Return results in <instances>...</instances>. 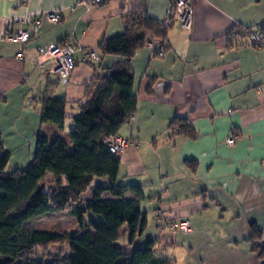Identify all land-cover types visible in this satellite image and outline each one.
<instances>
[{
	"label": "crops",
	"instance_id": "0c3cea01",
	"mask_svg": "<svg viewBox=\"0 0 264 264\" xmlns=\"http://www.w3.org/2000/svg\"><path fill=\"white\" fill-rule=\"evenodd\" d=\"M88 1L0 0V34L24 27L19 20L27 15L61 14L25 44L0 42V136L8 153L35 151L39 134L67 136L87 88L119 59L103 55L100 43L124 32L128 13L161 22L167 10V0ZM190 4V26L170 25L163 57L145 45L130 62L136 108L116 133L130 142L118 156L116 183L139 185L144 194L146 226L133 246L154 240L155 255L173 264H264L247 241L254 222L264 245V48L243 44L244 29H264V0ZM63 39L81 49L62 79L38 66L36 55ZM89 49L99 62L84 59ZM50 97L66 102L61 131L41 122V101ZM173 120H184L190 134L174 132ZM231 132L238 137L229 146ZM183 219L188 234L175 226ZM118 241L127 242L124 228Z\"/></svg>",
	"mask_w": 264,
	"mask_h": 264
},
{
	"label": "trees",
	"instance_id": "16d2710c",
	"mask_svg": "<svg viewBox=\"0 0 264 264\" xmlns=\"http://www.w3.org/2000/svg\"><path fill=\"white\" fill-rule=\"evenodd\" d=\"M169 28L146 14L128 13L124 32L99 45L103 55L119 59L103 68L87 88L67 136L49 139L39 134L33 157L23 169L4 171L9 153L0 136V264H173L155 255L154 240L133 246L146 226L139 210L144 194L139 185L116 183L119 157L105 143L136 108L132 57L147 43H165ZM65 107L63 98L42 99L41 122L63 130ZM177 124L178 133L190 134L184 120H173L170 126ZM47 174L56 180L49 192L40 184ZM54 211H68L77 229L60 235L25 226ZM122 228L127 234L125 245L118 241ZM248 229L251 251L263 259L262 231L254 222ZM62 240L67 243V255H36V248Z\"/></svg>",
	"mask_w": 264,
	"mask_h": 264
},
{
	"label": "built area",
	"instance_id": "2783aa9c",
	"mask_svg": "<svg viewBox=\"0 0 264 264\" xmlns=\"http://www.w3.org/2000/svg\"><path fill=\"white\" fill-rule=\"evenodd\" d=\"M29 0H21V5H25ZM80 2V0H77ZM82 3H94L102 4L103 0H91ZM192 18V8L190 0H167L166 16L161 21L163 25L180 24L182 27H189ZM61 20V14L58 10H47L40 12L38 15H27L20 19V23L24 27L17 29L14 32H4L0 34V42H15L25 44L30 39L31 35L35 33L40 27L43 21L49 23H58ZM245 45L251 46L255 49L264 47V33L262 31H255L248 29L244 33ZM147 45L153 46L154 57L161 58L165 53V47L163 43L154 41L147 43ZM81 48L74 44L69 39H63L58 43H51L45 47H40L37 50L36 64L38 66L49 67L50 72L59 77L67 78L72 70L75 68L76 62L73 57L75 51ZM17 57L22 60V53H18ZM84 59L88 62H99L101 56L96 53L95 50H87L84 54ZM132 115L128 118L130 120ZM174 132H178V129L173 128ZM238 135L235 132H231L226 138L227 145H233ZM105 143L108 151L116 156L121 155L127 146L129 141L118 135H110L105 138ZM179 231L183 234L191 232V227L187 219L180 220L175 225Z\"/></svg>",
	"mask_w": 264,
	"mask_h": 264
},
{
	"label": "rangeland",
	"instance_id": "374dc122",
	"mask_svg": "<svg viewBox=\"0 0 264 264\" xmlns=\"http://www.w3.org/2000/svg\"><path fill=\"white\" fill-rule=\"evenodd\" d=\"M143 47L142 49H144ZM259 48V49H263ZM255 49V48H254ZM258 50V49H257ZM68 124V123H67ZM67 126L65 132L70 131ZM34 151L27 152H10L9 161L5 167V172H11L15 169H23L32 159ZM55 178L47 174L40 184L45 186L47 192L51 191V186L55 185ZM25 226L32 229L46 230L49 232H54L60 235L71 234L77 229L75 219L68 213V211H54L42 216L33 218L25 222ZM36 255L48 254L54 258H60L67 255L68 248L67 243L62 240L55 244H48L40 248L35 249ZM38 255V256H39Z\"/></svg>",
	"mask_w": 264,
	"mask_h": 264
},
{
	"label": "water",
	"instance_id": "95a60500",
	"mask_svg": "<svg viewBox=\"0 0 264 264\" xmlns=\"http://www.w3.org/2000/svg\"><path fill=\"white\" fill-rule=\"evenodd\" d=\"M51 190H54V187L53 186H51Z\"/></svg>",
	"mask_w": 264,
	"mask_h": 264
}]
</instances>
